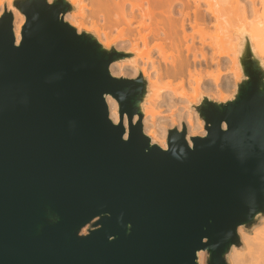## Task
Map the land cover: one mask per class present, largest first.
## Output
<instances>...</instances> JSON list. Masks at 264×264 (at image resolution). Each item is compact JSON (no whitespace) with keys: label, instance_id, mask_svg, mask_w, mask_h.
Instances as JSON below:
<instances>
[{"label":"water","instance_id":"95a60500","mask_svg":"<svg viewBox=\"0 0 264 264\" xmlns=\"http://www.w3.org/2000/svg\"><path fill=\"white\" fill-rule=\"evenodd\" d=\"M11 6L24 23L16 44L4 7L0 264H199V251L229 264L239 227L264 219V66L248 34L232 98L203 96L205 134L188 143L185 128L169 129L162 149L141 126L146 79L109 71L132 53L78 32L68 0Z\"/></svg>","mask_w":264,"mask_h":264},{"label":"bare ground","instance_id":"6f19581e","mask_svg":"<svg viewBox=\"0 0 264 264\" xmlns=\"http://www.w3.org/2000/svg\"><path fill=\"white\" fill-rule=\"evenodd\" d=\"M69 1L74 4L75 10L65 15L64 20L70 25L80 28L82 23L78 20V9L79 4L84 0ZM89 1V3L94 4L96 10L99 9L101 12L108 10L109 15L113 12L115 17L116 15L121 17L124 24L121 21L117 24L121 25L122 23L123 26L126 24L132 32V38L130 40L127 39L129 46L125 42V47H130V50L134 52V56L120 60V62L111 63L109 71L113 76L120 75L125 70H123V64L128 63L131 67L129 69H131L133 74L142 75L146 79L147 94L141 105L143 113L141 126L144 134L150 137L151 142L157 143L162 149L166 148V142L164 140L160 141L163 132L160 127L161 119H159V114L163 112L164 116L162 118L168 121L177 119L179 128L186 129V140L188 143H190V137L204 135V133L199 131L200 125L197 119L191 117L186 110L185 104L190 103L187 91L191 89L196 91L199 89L200 83H205L206 81L204 80H208V78L212 80L213 85L217 88L224 75L222 70V60L224 58H227L234 67L239 65L237 61L239 50L236 44L238 38L234 37V35L230 36L231 25L237 26L239 22H242L245 27V24H247L244 29L248 31L252 50L260 58V62L264 66V57H262L264 55V0H248V3H250V5L248 4L249 7L242 3L244 0ZM256 1H259L258 3L262 6L260 8L261 14H259L260 12L257 13L259 4L255 5ZM244 6L248 7V9L250 8L249 13L252 11L251 14L255 16L254 19H251L252 21L254 20L251 26L249 25L250 19L247 21L248 23L245 22L247 20L245 16L247 15L244 14ZM101 7L102 10H100ZM108 11H104L105 15L106 13L108 15ZM233 12H237L235 18H232ZM255 13L259 15L256 16L254 15ZM20 14L16 10L13 11V32L16 44L20 39V29L24 21V17ZM253 16L249 17L253 18ZM118 17L117 19L115 18V23L118 21ZM211 27L213 28L212 30H215V33L212 32V34L214 33L213 35H211V30L209 29ZM122 28L120 27V29ZM247 31H245L246 34ZM117 32L115 33L116 35ZM127 33L130 34L129 31ZM129 34L126 37L129 38ZM101 42L105 46L109 44L108 38L105 41L101 40ZM119 45L122 48L121 44ZM212 64L215 67L213 71L209 70ZM235 71L237 72V70ZM233 72L232 74L236 77L238 74ZM163 99H166L164 106L167 112L158 110L163 106V104H160ZM221 100L223 99L221 98ZM184 102L186 103L184 104ZM106 105L110 120L113 123H117L119 120L117 102L111 96H106ZM177 105H181L182 109L180 110ZM136 120L137 117L134 116L132 122L135 123ZM122 123L127 130L128 122L125 116ZM238 230L243 242V248L231 247L228 253L229 263L242 264L244 263V258L247 257L253 264H264V224L253 229L254 231L251 235L244 233L241 227ZM197 258L199 264H204V251H199Z\"/></svg>","mask_w":264,"mask_h":264},{"label":"rangeland","instance_id":"374dc122","mask_svg":"<svg viewBox=\"0 0 264 264\" xmlns=\"http://www.w3.org/2000/svg\"><path fill=\"white\" fill-rule=\"evenodd\" d=\"M48 1H51V0H48ZM69 1V0H68ZM89 1V0H88ZM87 0H84L82 3H80L79 4V9H78V20L82 23V25H81V27L80 28H76L77 29V31L79 32V31H86V32H89V33H92V34H94L95 36H96V38H97V40L100 42V43H102L101 42V40H107V38H108V40H109V44H108V46H105L104 44V46L105 47H107V48H109V47H111V46H114L115 47V49H116V46L119 48L120 47V45L119 44H121V46H122V48L120 49H118L117 48V50H124V51H128V52H130V53H132L133 54V56H134V52H132L131 50H130V47H128L129 45H128V40H130L131 38H132V35H131V31H130V29L127 27V25L125 26H123V24H124V21H122V19H121V17H118L117 15H116V17L114 16L115 14L112 12H110L111 14L109 15V11L108 10H104L105 12L106 11H108V15H107V13H106V15H105V12L103 11V12H101V11H99V9H95L96 7H94V4H92V3H89V2H91V1H89L88 2ZM11 2H12V0H0V16H1V14L3 13V11H4V7L6 6V9L7 10H9V11H11L12 12V14H13V11L14 10H16L15 8H13L12 6H11ZM259 1H256V4L255 5H258L259 3H258ZM69 3L72 5V6H74V4H72L70 1H69ZM242 3H244L246 6L249 4L250 5V3H248V0L246 1V0H244V1H242ZM249 5H248V7H249ZM246 6H244V8H245V12L247 13H245L244 12V14L245 15H247V16H245L246 18H247V20L245 21L246 23H248L247 21H249V19H250V23H249V25L251 26L252 24L251 23H253V21L251 20V19H254V17L255 16H253V14H251L252 13V11L249 13V11L251 10L250 8L248 9V7H246ZM10 7V8H9ZM262 6L259 4L258 5V8H257V13H259L261 10H260V8H261ZM97 8H98V6H97ZM100 8V7H99ZM100 10H102V7H101V9ZM17 11V10H16ZM74 11V10H73ZM18 12V11H17ZM19 14H20V12H18ZM69 13V12H68ZM68 13H66L65 15H67ZM234 13V15H232V18H235V15H237V12L235 13V12H233ZM254 13V12H253ZM105 16H104V15ZM259 14H261V12L259 13ZM259 14H254V15H259ZM21 16H23L22 14H20ZM65 15H64V17H65ZM109 16V17H108ZM249 16H253V18H251V17H249ZM24 17V16H23ZM112 19H111V18ZM117 19V17H118V21H116V23H115V21L114 20H116L115 18ZM106 18V19H105ZM107 20V21H105V20ZM120 19V20H119ZM120 21L121 22H123V24L121 23V25H118L119 23H120ZM252 21V22H251ZM105 22V23H104ZM112 22H113V25H112ZM23 23H24V21H23ZM22 23V24H23ZM108 23V24H107ZM115 23V24H114ZM118 23V24H117ZM108 26H106V25ZM109 25H111V26H109ZM246 25L247 24H245V27H246ZM22 26V25H21ZM113 26V27H112ZM112 27V28H111ZM119 27V28H118ZM120 27H123L122 29H120ZM244 27V23H238V25L237 26H233V25H231V27H230V36H233L234 35V37L236 36L238 39H237V41H236V44L238 45V50H239V44H240V40H241V35H242V33H244L245 31H247L246 29H244L245 28ZM113 28H115V29H113ZM118 28V29H117ZM127 30H126V29ZM244 30H243V29ZM129 29V30H128ZM210 30H211V35H213L214 33H215V30H212L213 28L211 27V28H209ZM248 29V28H247ZM110 30H111V32H110ZM116 30V31H115ZM119 30V31H118ZM209 30V31H210ZM109 31V32H108ZM118 31V32H117ZM122 31V32H121ZM129 31L130 32V34L129 33H127V32ZM263 31V30H262ZM117 32V35L115 34ZM124 32V33H123ZM212 32H214L213 34H212ZM120 33V34H119ZM123 35H122V34ZM129 34V38L128 37H126V36H128L127 34ZM210 33V32H209ZM246 33V32H245ZM107 34V35H106ZM126 34V35H125ZM247 34H248V31H247ZM104 35H106L105 37H104ZM112 36H114L115 38H119V39H116L115 40V38L114 37H112ZM121 36V37H120ZM123 36V37H122ZM112 37V39L110 40V38ZM126 37V38H125ZM102 38V39H101ZM124 38H125V40H124ZM128 39V40H127ZM127 43V47H125V45H126V43ZM119 45V46H118ZM124 47V48H123ZM139 49H141V48H139ZM132 56V57H133ZM262 57H264V55H262ZM223 60H224V62H223ZM222 60V64H223V67H222V70L224 71V75H223V77H222V81L219 83V85L221 86H217V88L215 87V85H213V82H212V80L210 81L209 80V78H208V80L206 79V80H204V81H206L205 83H200V85L198 86V88L199 89H197L196 91L195 90H188L187 91V97H189V99H190V103H186V102H184V104L186 105V110L188 111V113H189V115L191 116V117H193L194 119L196 118L197 119V121H198V123H199V125H200V128H199V131L201 132V133H204L205 134V129H204V122H203V120H201L200 118H199V116H198V114H197V112L195 111V109H194V105H196V104H198V102L201 100V98L203 97V96H206V97H208L209 99H211V100H214V101H226V100H228V99H231L232 98V96H233V94H234V92H235V89H236V85H237V83L238 82H240V80L242 79V73H241V71H240V68H239V65H237L236 67H234V65H231L230 63H229V60H227V58H224ZM237 61H238V59H237ZM120 62V61H119ZM227 62V63H226ZM238 64V63H237ZM130 64H123V73L122 74H120V75H117V77H128V78H133V77H136L137 75L136 74H133L132 73V71H131V69H129V66ZM214 64H212V66L210 67V69L209 70H214V66H213ZM233 66V67H230L229 68V66ZM128 67V68H127ZM131 68V67H130ZM212 68V69H211ZM224 68V69H223ZM239 68V69H238ZM208 70V71H209ZM230 70V71H229ZM235 70H237V72L235 71ZM131 71V72H130ZM236 72V73H234V72ZM126 72V73H125ZM128 72V73H127ZM232 72L234 73V74H238L236 77H235V75H233L232 74ZM229 74V75H228ZM231 78H230V77ZM233 77V78H232ZM227 78V79H226ZM230 78V79H229ZM212 82V83H211ZM226 83H228L227 85H226ZM231 83V84H230ZM209 85V86H208ZM206 87V89H205V87ZM227 86V87H226ZM231 86V87H230ZM226 87V88H225ZM221 98L223 99V100H221ZM166 100V99H165ZM164 99L160 102V104H163V106L162 107H160V109H158V110H166V107L164 106V104L166 103V101H165ZM165 101V102H164ZM183 104V103H182ZM183 104V105H184ZM161 106V105H160ZM178 106V105H177ZM164 107V108H163ZM180 107V108H179ZM178 108L181 110L182 109V107H181V105H179L178 106ZM165 112H167V111H165ZM183 112V111H182ZM164 113V112H163ZM159 114L160 116H159V119H161V123H160V127L162 128V134H163V136H162V138L160 139V141H162V140H164L165 142H166V136H167V131L169 130V129H172V128H176L177 130H180L181 128H179V122H178V120L177 119H174V121H168L167 119H165V118H162L163 116H164V114ZM185 114H187V113H185ZM187 135V134H186ZM264 224V219H261L260 220V222H259V224L256 226V227H259L260 225L262 226ZM256 227H254L253 229H255ZM242 228V227H241ZM249 230V231H247V230H245L244 228H242V231L244 232V233H247V234H252L253 233V231L254 230ZM239 232V231H238ZM239 236H240V240H241V235H240V233H239ZM241 242H242V240H241ZM243 248V242H242V247H239V249H242ZM228 263H229V260H228ZM230 264V263H229ZM242 264H253V262L251 261V260H249L247 257H245L244 258V263H242Z\"/></svg>","mask_w":264,"mask_h":264}]
</instances>
